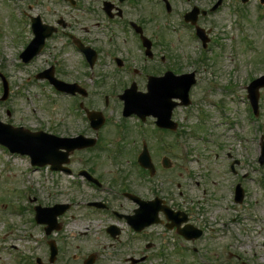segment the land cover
<instances>
[{
	"label": "rangeland",
	"instance_id": "1",
	"mask_svg": "<svg viewBox=\"0 0 264 264\" xmlns=\"http://www.w3.org/2000/svg\"><path fill=\"white\" fill-rule=\"evenodd\" d=\"M17 1H12L17 7L30 5L28 11L32 15H44L48 20L54 18L53 9L63 6H56L54 0ZM13 3L0 0V72L6 75L10 86L8 100H0V119L31 130L41 128L62 135L69 133L70 129L81 126L79 117L77 114L75 118L72 116L68 98L58 96L48 83L35 76L39 68L47 65L49 49L33 62L23 65L20 53L26 41L23 36L25 27L20 37L18 33L25 18L24 12L20 14L13 9ZM222 3L213 17V35L220 42L226 43L225 49L216 47L218 49L214 53L206 51L202 63H194L193 55H199L195 53L199 48H194V44L186 40L172 49L178 52L181 67H189L191 70L198 68V84L193 87L195 104L185 113L178 111L177 115L185 134L164 135L165 142L173 144L169 159L174 166L172 163L169 168L160 165L161 161H167L159 148L162 143H148L156 169L155 187H165L162 192L159 191L163 197L168 193L174 194L176 203L189 212L190 223L206 230L203 237L194 242L175 236V231L161 235L169 238V242L162 245L169 259L168 264H198V260H193L191 253L185 249V255L175 254L177 247L171 244L174 239L187 246L205 248L208 255L203 259L209 258L210 264H240L242 261L247 264H264V183L260 180L261 176L264 178V164L258 162L260 138L264 132L261 135V132L255 130H261L259 124L264 125V88L260 91V117L256 122L248 116L246 90L248 82L264 74V4L260 0H223ZM162 36L176 40L173 33L170 35L166 32ZM248 38H251L249 42L254 48L248 47ZM71 59L76 61L75 58ZM2 93L0 79V96ZM87 99V102H97L92 97ZM216 103L221 108L214 107ZM108 115L111 117L115 114L108 111ZM250 118L254 116L251 114ZM88 135L96 136L93 130H88ZM104 136L106 139H103ZM98 137L99 142L94 148L75 152L71 156L77 161L74 166L79 165V159H86L83 163L89 162L88 165L107 181L113 180L114 185L121 189L119 178L124 174L123 177L131 180L134 174L131 171L135 172L133 163L123 160L121 168V165L116 167L110 159L114 154H120L121 147L117 145L116 148L117 141L109 139L116 138L112 127L107 132L100 129ZM238 140H241L239 144ZM133 145L135 148L140 145L136 130L123 143V147L128 149ZM124 148L122 152L126 153ZM176 153L181 157H176ZM230 153L232 158L240 159L235 166L238 170L236 175L231 174ZM243 173L246 174L244 178L241 177ZM141 175H137L138 182ZM81 181L82 178L61 172L36 170L31 166L29 157L9 154L0 145V264H25L23 259L15 257L16 251L29 257L37 254L47 256L48 262L49 239H54L59 249L64 251L54 264H69L67 251L79 246H83L86 251L93 248L106 249V254L101 257L106 264H123L120 255L147 250L148 241L153 245L148 250L149 260L143 264H166L167 259L153 256L152 253L158 247L159 233L164 231L158 226L151 227V237L148 239L123 233L120 243L103 247L109 241L104 232L105 225L114 222L102 214H89L83 202L87 198L100 199L106 193L90 188L83 181L80 185ZM235 181L242 183L245 190L244 200L239 203L233 197ZM143 186L139 184L140 191L145 190ZM25 194L31 195L33 202L29 197H25L29 201L25 200ZM56 202L71 203L73 208L66 215L60 216L59 220L64 224L62 229L46 235L44 226L32 219L35 215L34 206H51ZM28 206L32 207L31 211ZM14 210L24 214H11ZM251 216L257 218L255 223L250 220ZM224 222L226 225L222 224ZM87 229L89 233L84 232ZM252 230L250 237L248 232ZM74 232L77 237L73 235ZM108 251L114 252L109 254ZM178 251L182 249L178 248ZM114 255H117V259L110 262Z\"/></svg>",
	"mask_w": 264,
	"mask_h": 264
},
{
	"label": "flooded vegetation",
	"instance_id": "2",
	"mask_svg": "<svg viewBox=\"0 0 264 264\" xmlns=\"http://www.w3.org/2000/svg\"><path fill=\"white\" fill-rule=\"evenodd\" d=\"M217 1L56 0V6H63L53 9V19L48 20L44 15L38 14L44 23L54 26L56 30L47 39L42 54L36 57H40L43 52L45 53L49 49L48 56H50L49 59H46L47 65L39 68L37 72H44L51 68L56 78L74 84L73 94H66L65 97L69 100L68 107L73 112L72 116L74 115L75 118L76 114L78 115L81 126L70 129L69 133L64 135L68 137L89 136L88 130H93L91 120L86 112L89 110V112L99 114V118L104 117L105 122L101 129L108 126V123L112 125L116 138H111V140H117L120 127L114 125L113 122L117 119L124 123L137 117L135 115L123 117V95L146 94L149 80L154 78L157 81L158 79L155 78L162 77L165 73L169 75L170 72H173L180 75L191 72L189 67L180 66L179 54L172 50L183 44L184 40L194 44V48L199 47V44H204V41L206 48L213 45L215 24L213 17L223 5L222 3L221 6L215 8ZM160 19L162 21H158ZM155 28L159 34H156ZM25 32L30 41L33 37L32 31ZM166 32H169L170 35L171 33L175 34L176 40L173 41L171 37L162 36ZM24 36L27 37L26 34ZM27 43L28 41H25L24 44L27 45ZM192 55L190 54V56ZM71 58H75L76 61ZM196 72L197 70H195V74ZM90 97L97 102H87V98ZM74 103H78V110H73ZM178 110L181 108L174 110V118L177 117ZM108 111L115 115L109 117ZM93 121L95 124L98 118L95 117ZM145 121L154 123L155 119L152 116H145ZM98 125L99 122L93 126ZM134 130L130 132L133 133ZM97 141L99 142V137ZM143 142L146 141L143 140ZM101 143L103 142L101 141ZM80 151H74L72 155ZM110 159L114 161L116 167L120 166L123 160L131 162L128 154H114ZM85 160L79 159V165L75 167L77 161H75V157L74 159L71 158L68 165L69 173L79 175L86 169L95 177L102 179L101 187L103 190L108 189V184H111V192L115 196L112 198L110 196L108 201L102 200L107 204L106 215L110 219H118V215L123 214L122 218L119 217L120 220L125 221V219L131 218L136 226L148 221L151 214L149 206L151 205L152 214H154L155 204L152 201L161 193L155 191L153 177L149 170H143L142 178L139 177L142 181L139 179V182L137 173L133 169L131 172L134 174L131 180L123 177L124 174L121 175L119 179L122 188L120 189L114 185L113 180L107 181L99 172L88 165L89 162L83 163ZM133 164L135 166L134 162ZM127 173L128 171L125 174ZM86 183L96 187L87 180ZM139 184L144 185L145 190L140 191L141 186L139 187ZM169 194L171 193L163 197L164 202L157 204L160 209L158 216L163 224L153 227L163 228L164 231L159 233L160 238L161 235H165L169 231L166 229V214L161 207L167 205L173 211L180 208V205L176 203L174 194L170 196ZM90 209L95 214L96 210H101L94 207ZM116 213L119 214L116 215ZM151 227L143 228L141 232H137L134 227L132 233L134 235L148 234L150 238L149 230ZM115 229L118 230L116 227ZM171 231L177 232L176 228ZM148 245L153 244L148 241L146 247ZM148 250L150 248L135 250L119 257L123 264H143L149 260L150 252ZM108 252L112 254L114 251ZM63 253L64 251L60 250L54 261L57 262ZM67 253L66 258L69 264H106L101 258L106 254L104 251L88 253L85 250L73 249L68 250ZM152 253L153 256L167 259L165 251L160 248L159 244L155 252ZM134 257L140 258V260L134 262ZM116 259L117 255H114L110 262ZM168 260H166V264H168Z\"/></svg>",
	"mask_w": 264,
	"mask_h": 264
},
{
	"label": "water",
	"instance_id": "3",
	"mask_svg": "<svg viewBox=\"0 0 264 264\" xmlns=\"http://www.w3.org/2000/svg\"><path fill=\"white\" fill-rule=\"evenodd\" d=\"M262 2H264V0H262ZM36 26L38 27V24H36ZM262 79H260L255 85H254V89H252L251 93L252 94H256V90L258 87L264 85V83H261ZM190 86V81L186 83V87H185V91L183 90L182 92V96H187V92H188V88ZM181 95V94H180ZM169 114V113H168ZM161 119L163 121H166L167 119V113L166 116L161 115ZM45 135V134H44ZM0 137L2 138H8L10 137L11 140L15 141V145L19 146L22 152H28L32 155L38 154V158L39 160H42L44 154L47 152L48 153H52L55 148H59L58 142H55L54 140H51L49 137L47 136H41V134H37V133H31L29 131L26 130H22V129H14V131H10L8 129H4L2 127H0ZM74 146H82V145H72ZM69 148V146H67ZM43 148H45L43 150ZM44 164V163H43ZM243 196V191L241 188H239V195H238V200H241ZM60 207L57 206L56 208ZM67 206L65 205L63 207V209H61V211L58 212H53L52 213V218H54L57 214L63 212V210L66 208ZM57 228H59V226H56Z\"/></svg>",
	"mask_w": 264,
	"mask_h": 264
}]
</instances>
